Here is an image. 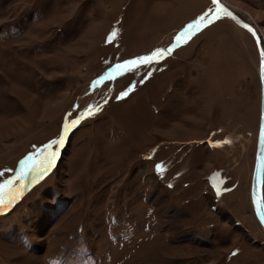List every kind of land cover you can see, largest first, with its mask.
<instances>
[{
  "label": "rangeland",
  "instance_id": "obj_1",
  "mask_svg": "<svg viewBox=\"0 0 264 264\" xmlns=\"http://www.w3.org/2000/svg\"><path fill=\"white\" fill-rule=\"evenodd\" d=\"M259 68L212 0H0V264H264Z\"/></svg>",
  "mask_w": 264,
  "mask_h": 264
},
{
  "label": "water",
  "instance_id": "obj_2",
  "mask_svg": "<svg viewBox=\"0 0 264 264\" xmlns=\"http://www.w3.org/2000/svg\"><path fill=\"white\" fill-rule=\"evenodd\" d=\"M214 2V0H212ZM221 10V14L228 17L232 22H234L240 28L250 32L255 39L257 50L260 57V80L262 86V97H261V120H260V132L259 140L256 153V161L253 172L251 193L254 200L256 215L259 221L264 226V195H263V185H264V46L261 42L260 34L257 28L241 18L232 8L222 3L220 0H215L214 2Z\"/></svg>",
  "mask_w": 264,
  "mask_h": 264
},
{
  "label": "snow or ice",
  "instance_id": "obj_3",
  "mask_svg": "<svg viewBox=\"0 0 264 264\" xmlns=\"http://www.w3.org/2000/svg\"><path fill=\"white\" fill-rule=\"evenodd\" d=\"M215 2V0H214ZM201 21L204 20V17L202 16L200 18ZM199 24V21L197 22V25ZM189 27H192L191 25H189ZM172 51V49H168L167 52H165L164 50H158L156 53H153L152 55H148V56H142V57H139V58H136V59H132V60H128V61H125L123 64H117L116 65V69L117 70H120V69H125L127 68V70L131 71L132 68H135V67H138L140 65H150L152 64L153 62H155L156 60V57L158 55H164V54H167V53H170ZM128 66H132V68H128ZM151 73H149L150 75ZM106 79H112V74L109 73L107 75V77H105ZM97 83H99V81H97ZM72 123H78V121H72ZM52 156L54 157L55 156V153H52ZM22 175H24L25 173H21ZM0 203H3V201H0ZM235 254V253H234Z\"/></svg>",
  "mask_w": 264,
  "mask_h": 264
},
{
  "label": "bare ground",
  "instance_id": "obj_4",
  "mask_svg": "<svg viewBox=\"0 0 264 264\" xmlns=\"http://www.w3.org/2000/svg\"><path fill=\"white\" fill-rule=\"evenodd\" d=\"M222 3H224L225 5H227L226 4V2H225V0H220ZM228 6V5H227ZM219 8V7H218ZM229 8H232V7H229ZM233 9V8H232ZM219 10H220V8H219ZM221 11V10H220ZM239 27V26H238ZM258 32H259V30H257ZM259 34H260V32H259ZM260 38H261V42H263V38H262V35L260 34ZM264 44V43H263ZM264 46V45H263ZM264 186V185H263ZM20 194V192H17L14 196H12L11 197V199H10V201H9V203H8V205H11V204H13V202L17 199V197H18V195ZM7 203V202H6ZM5 206H7V204L5 205ZM4 206V207H5ZM1 209H2V207H0Z\"/></svg>",
  "mask_w": 264,
  "mask_h": 264
}]
</instances>
